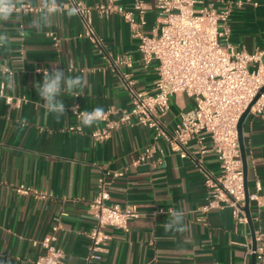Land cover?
Wrapping results in <instances>:
<instances>
[{"label": "crops", "instance_id": "0c3cea01", "mask_svg": "<svg viewBox=\"0 0 264 264\" xmlns=\"http://www.w3.org/2000/svg\"><path fill=\"white\" fill-rule=\"evenodd\" d=\"M107 1L61 0L83 2L93 9L92 26L101 48L85 36L86 24L79 14L71 18L57 14L52 26L42 30L28 27L39 11L22 12L18 20L0 24V32L14 38L7 49H0V65L6 62L17 80L16 92L0 99V264H35L42 249L33 241L50 235L65 251V264H254L250 249L255 238L249 223L238 225L230 209L200 210L207 201L204 171L220 170L210 137L203 142L206 152L193 142L187 158H182L166 140L156 139L154 131L142 126H124L101 142L92 134L102 122L80 127L73 105L88 111L97 106L113 110L111 118L117 119L132 104L126 83L152 92L158 77L156 64H143L138 41L124 18L98 11ZM136 1L118 3L131 9ZM141 1L149 6L145 32L151 35L157 25V0ZM206 3L233 7L231 41L237 48L252 53L264 46V0ZM33 7L38 8L35 0ZM20 27L27 38H19ZM53 64L70 76L83 75L86 82L82 96L62 95L66 111L59 122L53 116L44 119L43 101L34 87L43 78L37 69ZM194 105L183 94L173 96L163 122L172 129ZM21 119L29 122L22 130ZM242 139L249 192L255 191L257 182L262 186L259 202H250L251 219L255 233H264V115L249 113ZM151 147L152 157L137 164ZM101 178L110 202L136 206L142 216L130 222L127 232L108 230L106 251L99 260L89 261V234L95 225L90 208ZM20 185L40 195L19 194ZM169 209L184 211L188 232L164 231Z\"/></svg>", "mask_w": 264, "mask_h": 264}, {"label": "built area", "instance_id": "2783aa9c", "mask_svg": "<svg viewBox=\"0 0 264 264\" xmlns=\"http://www.w3.org/2000/svg\"><path fill=\"white\" fill-rule=\"evenodd\" d=\"M74 4L86 24L85 36L101 48L103 43L92 26L93 9L83 2ZM97 9L102 14L115 12L124 18L133 38L138 41L143 64L147 67L156 64L158 77L152 92L139 91L133 82L126 83L132 96L131 107L117 119L111 118L113 110L105 111V118L100 121L104 125L92 134L93 139L105 141L124 126H142L154 131L156 139L166 140L182 158H187L191 143H199L200 152L204 153L207 148L203 142L205 137H210L220 170L217 174L204 171L207 201L200 210L209 213L230 209L235 222L247 226V193L238 125L264 88V46L251 53L232 43L230 19L233 7L230 5L220 9L207 4L206 0H157V25L151 35L145 32L149 6L144 1L137 0L128 9L118 0H108ZM36 11L39 9L32 7L23 12ZM128 66L133 65L128 62ZM177 94L193 99L195 105L183 112L170 129L163 117L170 111L172 97ZM79 110L83 111L80 106ZM251 112L264 115V93ZM153 154L154 148H147L137 164ZM261 189L257 182L255 191L249 192L250 202H259ZM16 192L40 195L24 185L17 187ZM110 200L107 183L101 178L90 208L95 225L89 234V261L99 260L106 251L111 240L108 230L127 232L130 222L142 216L136 206ZM255 239L257 247L250 249V254L255 258V264H264V233L257 231ZM33 244L42 249L35 264H65L66 253L58 246L55 235L34 240Z\"/></svg>", "mask_w": 264, "mask_h": 264}, {"label": "clouds", "instance_id": "9594fccd", "mask_svg": "<svg viewBox=\"0 0 264 264\" xmlns=\"http://www.w3.org/2000/svg\"><path fill=\"white\" fill-rule=\"evenodd\" d=\"M35 6L39 9V15H34L28 25L30 28L42 30L50 28L57 14H66L69 18L78 15L80 9L73 3H61V0H35ZM33 7V0H0V24H5L18 20L20 14L25 9ZM20 39L27 38L28 33L23 27L17 29ZM6 31L0 32V49H7L12 40ZM43 71L42 81L34 84L35 90L39 95L45 110L44 119L53 116L57 122L65 115L66 107L63 94L68 97H78L83 95L86 86L83 75L70 76L64 69L53 64L50 68L43 70L37 69V72ZM17 89L16 72L7 69L6 62L0 65V99H6L9 93H15ZM72 112L78 117V123L81 128H91L97 125L105 118V110L97 106L91 111L79 110L78 105H73ZM21 130L28 127V120H18ZM169 219L163 224L166 233H185L189 226L184 223V211L169 209L167 213Z\"/></svg>", "mask_w": 264, "mask_h": 264}, {"label": "water", "instance_id": "95a60500", "mask_svg": "<svg viewBox=\"0 0 264 264\" xmlns=\"http://www.w3.org/2000/svg\"><path fill=\"white\" fill-rule=\"evenodd\" d=\"M262 93H264V88L261 90L260 94L253 100V102L249 105V107L247 108L245 113L242 115V117H241V119L239 121V125H238L239 143H240L241 156H242V161H243V168H244V174H245V186H246V193H247L245 212L247 214L251 230H252V232L254 234V238H255V230H254V225H253V222H252V219H251V214H250V201H249V198H248L249 189H248V186H247V164H246V156H245L244 144H243V139H242V126H243L245 118L249 115V113L251 112L252 107L254 106V104L259 99V97L261 96ZM256 247H257V243H256V241L254 239V247H253V249H256ZM254 264H255V258H254Z\"/></svg>", "mask_w": 264, "mask_h": 264}]
</instances>
